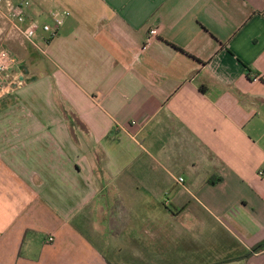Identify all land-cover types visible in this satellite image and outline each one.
Instances as JSON below:
<instances>
[{"label":"crops","instance_id":"obj_1","mask_svg":"<svg viewBox=\"0 0 264 264\" xmlns=\"http://www.w3.org/2000/svg\"><path fill=\"white\" fill-rule=\"evenodd\" d=\"M27 2L70 15L0 83V264H264V0Z\"/></svg>","mask_w":264,"mask_h":264},{"label":"built area","instance_id":"obj_2","mask_svg":"<svg viewBox=\"0 0 264 264\" xmlns=\"http://www.w3.org/2000/svg\"><path fill=\"white\" fill-rule=\"evenodd\" d=\"M5 0H0V10L4 5ZM29 2H23L22 5L16 9H12L6 13V20L11 23L16 32L28 43L32 44L34 47L39 48L37 43V37L39 31L50 34L52 37L56 36L59 29L64 25L66 17L70 15L69 12H56L52 14L53 24L40 23L37 20L28 21L27 16L24 13V7H29ZM157 31L155 29L150 31L148 42H150ZM40 49V48H39ZM18 65V62L10 50L0 49V83H4L6 80V75H8L12 69ZM15 84V85H14ZM18 79L13 82H8L7 85L0 86V91L4 92H14L19 85H21ZM6 90V91H5ZM262 175V173H261ZM178 183L183 184L184 179L179 177ZM54 237L50 236L45 239V243H53Z\"/></svg>","mask_w":264,"mask_h":264},{"label":"rangeland","instance_id":"obj_3","mask_svg":"<svg viewBox=\"0 0 264 264\" xmlns=\"http://www.w3.org/2000/svg\"><path fill=\"white\" fill-rule=\"evenodd\" d=\"M18 1H22V0H18ZM23 1H26V0H23ZM27 1H30V0H27ZM44 20V18H39L37 21L42 23ZM50 24H53V23H50ZM2 25H0V28H1ZM13 35V36H12ZM12 35L10 36L9 40H12V41H16L15 42H10V41H6L4 40L5 37H0V49H7V50H10L13 55L15 56L16 60H21L22 59V56L25 55L26 51H29L27 49H25V45H20L19 44V41L21 40V36L20 35H15L12 33ZM23 41V39H22ZM25 41V40H24ZM26 43L25 44H28L27 41H25ZM29 45H31V49L32 51H36L35 48L32 44L29 43ZM33 52V53H34ZM32 53V52H31ZM33 56V54H32Z\"/></svg>","mask_w":264,"mask_h":264},{"label":"trees","instance_id":"obj_4","mask_svg":"<svg viewBox=\"0 0 264 264\" xmlns=\"http://www.w3.org/2000/svg\"><path fill=\"white\" fill-rule=\"evenodd\" d=\"M262 250H264V243L261 244V245H258V246H256V247H254L253 250H252V252L247 253V254L244 256V258L247 259V258L251 257L254 253H259V252H261Z\"/></svg>","mask_w":264,"mask_h":264},{"label":"water","instance_id":"obj_5","mask_svg":"<svg viewBox=\"0 0 264 264\" xmlns=\"http://www.w3.org/2000/svg\"><path fill=\"white\" fill-rule=\"evenodd\" d=\"M24 70H25V74H23V73H20V75H19V81H21V82H23L24 81V77H25V75H28L29 74V70L27 69V67L26 66H24V67H22ZM36 77H33L32 79H28L27 80V83H31V82H33V81H36Z\"/></svg>","mask_w":264,"mask_h":264}]
</instances>
